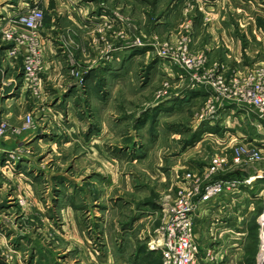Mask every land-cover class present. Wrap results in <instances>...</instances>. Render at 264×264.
I'll use <instances>...</instances> for the list:
<instances>
[{
	"label": "rangeland",
	"instance_id": "obj_1",
	"mask_svg": "<svg viewBox=\"0 0 264 264\" xmlns=\"http://www.w3.org/2000/svg\"><path fill=\"white\" fill-rule=\"evenodd\" d=\"M162 1L167 0H133L129 15L112 8L110 17L97 22L96 27L86 28L84 38L75 23H61L63 27L57 29L55 39L64 56L56 52L53 60L64 65V72L52 77L42 73L44 93L39 99L23 88L19 95L23 98L18 103H0V118L8 123L0 136V264H105L94 261L103 255L101 239L105 241L110 234L106 227L103 233L100 218L108 208L107 220L116 214L112 208L116 200L122 211L129 208L128 203L137 209L144 202L157 200L162 222V210L172 205L181 176L192 172L204 177V169L196 172L191 168L197 162L208 164L214 157L226 160V165L206 177L202 185L219 175L247 177L264 170V150L258 160L241 158L240 163H233L237 144L264 142V135L258 132L262 128L256 127L254 120H261V126L264 115L242 106V118L232 116V129H238L244 138L229 148L206 134L201 136L209 122L221 117L222 101L209 100L208 94L174 111H162L163 102L181 98L195 88L190 76L197 71L176 67L158 55L164 49L174 54L180 43L190 38V49L207 57L204 67L215 69L218 65L226 74H243L264 65L263 45L255 41L251 44L247 38L253 35V28H264V18L255 6H248L249 0L245 2L249 8L246 10H237L236 6L227 10L219 4L210 12L201 11L203 31L218 21V30L213 27V31L220 33L229 22L232 35L241 38V57L211 59L204 46H191L193 26L188 9L174 31L172 21L157 23L158 17L165 14L160 8ZM100 4L107 8L105 3ZM47 16L44 11L43 28ZM121 23H125L126 31L119 26ZM1 35L0 31V83L8 81L9 87L21 81L22 58L17 56L11 63L4 58L6 43ZM120 43L132 47L134 53L127 60L126 72L117 75L116 83L108 84L110 75L102 70L121 62V57L115 55L121 49ZM249 45L257 50L256 54H247ZM105 99L108 103L103 104ZM26 115L32 116L34 125L20 133L13 132ZM194 141L200 146L189 152L186 145L195 147ZM108 162L112 166H105ZM257 187L256 193H264V186ZM232 195L212 200L210 213L203 225L197 226L196 233H206L205 241H217L220 237L216 228L226 218L237 217L232 213L240 212L246 223L243 245L240 250L214 251L213 263L200 252V264H264V196L248 204L245 199L231 203L227 197ZM227 201L230 204L226 205ZM222 203L228 208H221ZM73 219L82 226L79 236L71 228ZM159 261L155 256L154 264Z\"/></svg>",
	"mask_w": 264,
	"mask_h": 264
},
{
	"label": "crops",
	"instance_id": "obj_2",
	"mask_svg": "<svg viewBox=\"0 0 264 264\" xmlns=\"http://www.w3.org/2000/svg\"><path fill=\"white\" fill-rule=\"evenodd\" d=\"M99 1L105 3L107 8H105L104 6L102 7L98 0H0V27H4L5 25L10 24L14 15L22 11L27 5H32L33 3L39 5L43 9V11L47 12L48 15L46 19L47 24L44 26V28L42 27L43 29H41L40 33L41 51L45 62L44 73L46 72V74L51 75V77L52 75H60L64 72V65L62 66L60 62L56 63L53 59L58 55H56V52H60L59 54L64 56V54L61 53L62 51H59L60 48L57 47L58 41H56L55 39L57 29L63 27L61 23L68 22L69 25L75 23L77 26H79L80 31L83 32L84 38L85 35H87L86 28H88V26L92 28L96 27L98 23L103 22L106 17H110L112 15V8H120V10L128 15L133 11V0ZM245 2L246 0H172L171 2L170 0H167L166 2L162 1L160 8L161 10H165V14L158 17L157 23L163 25L168 21L169 23L172 21L173 24L171 27V31H174L177 23L181 22L186 16V10L188 9L191 13L190 23H192L193 26V38L191 44L192 48L198 49L199 47L204 46L208 57L211 59L215 58L216 56H219V58L222 60L231 58L230 56H232V58L238 59L242 55V43L241 38L232 35L233 27H231V29L228 28L229 25L231 26V24H229V22L225 23L227 28L221 30L222 32L220 33H216L213 31V27L218 30L219 23L217 21L216 23H213L210 28L207 27L206 30L203 31L202 28L204 19L201 16V11H204L206 13L210 12L213 9L217 8L219 4H221V7L223 8L226 7L227 10L233 9L232 7L234 6H236L237 10L249 9L246 6L247 4ZM247 3L249 7L255 6V9L258 10V14H260L264 18V0H249L247 1ZM162 19H164L165 21H162ZM119 26L122 28L124 27V31H126L125 23H121L119 24ZM204 32L205 35H203ZM203 37H205V40L203 39ZM247 38L251 42V44L253 43V41L260 42L264 47V28H257L256 30L255 28H253V35L247 36ZM120 46L121 49L119 50V53L114 54L116 56L118 54V56L121 57V62L119 64H117V62L110 64L104 67L102 70L104 73L110 75L108 84L116 83L115 79L117 75H121L126 72L127 60L134 53L132 47H123L122 43H120ZM249 50L250 52L247 53L249 54V56L256 54L254 52H256L257 50L253 47V45H249ZM22 51L24 53L25 49H22ZM155 68L157 69V66ZM158 68L160 70V67ZM9 69L11 68L9 67ZM111 77H114L113 81L110 80ZM19 78H21L20 83H12L11 85H9V87L6 86L8 82L6 81L4 85L5 96L1 102L2 104H8L9 102H12V100L18 103L23 98V96H19L23 92L22 72H20ZM208 94L209 89L206 86L195 87L193 90H187V94H183V97L181 98L180 96L173 97L170 100L163 102V104L161 105L163 109L162 111L169 112L171 111V109L174 111L182 104L193 101L195 99H203ZM109 96L107 97L110 99L111 97ZM15 97L16 100L13 99ZM106 100L107 99H105L102 103H108V101ZM222 112L223 113L221 117H219V119H216L215 121L212 120V123H207V128L201 132V136L210 134V138L215 139V142L229 148L230 145L244 138V136L238 131V129H232V118L235 117L233 115L236 114L237 118H242L243 114L240 115L241 109L234 104L224 105ZM138 118H140L139 115L137 116L136 121H138ZM254 120L256 124L255 126H259L262 128L261 132L260 130H258L259 135H264V124L260 126L259 124L261 120H256V118ZM81 126L84 127L83 124H81ZM194 142L195 147L191 148V146H188L189 144L186 145L187 148L190 147L191 149L189 150V152L198 149V147L200 146V142ZM215 142L213 141V143ZM183 151L187 152V150ZM206 165L207 162L205 163L201 161L194 164L191 168H193V171L199 172V170L204 169ZM105 166L110 167L112 165L110 162H108V165ZM236 180L242 182V185L240 187L242 191L241 193L240 191L234 193L232 197H227V200L230 199L231 203L245 199V201H247L246 203L249 204V201L252 200V202H254L255 199L260 198V196H264V193L258 194L255 191V188L257 186H264V170H258L249 175L247 174V177L243 175L240 177V179ZM95 200H97V198L94 199L93 205H96ZM212 203H214V201L212 200L209 202H198L197 208L195 210L194 236L197 244L200 247V252L204 253L207 248H212L215 252L216 250L222 251V253L227 250H240L243 245V236L245 233L246 224L243 219V215H241L240 212L232 213L237 217H232V219L229 220L226 218V221L221 222L220 227L216 228L217 235L220 237L219 239H217V241H205V239L207 238L206 233L202 232L204 233V235L201 236L200 234L196 233V229H198L197 226L203 225L204 220L210 213ZM158 204L160 205L157 200H154L152 202H144L143 205H140V207H138L137 209H133V207H131L133 204L130 206V204L128 203L127 206L129 208H127L126 211H122L123 208L119 207L120 205H118V201L116 200L113 204L115 206L112 205L116 216L114 215L110 217L109 215V220H107V218L105 217L106 213H108L107 211L110 210L107 206L108 210L104 211V217L101 216L100 219L102 221V224L104 223L102 226L104 227L103 233H105L104 230L106 227L110 234L108 238L105 239V241H103L104 238L101 239V243L104 247V251L102 253L103 255L100 256L98 260L95 259L94 261L105 264H154L155 256H158L160 259L159 264H161V236L157 231L161 223L159 221L161 210L159 211ZM228 204H230V201H227L226 205ZM221 208H228V206L225 207V204L222 203ZM88 213H91V210H89ZM73 221L74 222L72 224V227H70L73 228L79 236L78 231L82 226L75 219H73ZM212 232L213 231L211 230L210 234H212ZM76 243L78 244V242Z\"/></svg>",
	"mask_w": 264,
	"mask_h": 264
},
{
	"label": "built area",
	"instance_id": "obj_3",
	"mask_svg": "<svg viewBox=\"0 0 264 264\" xmlns=\"http://www.w3.org/2000/svg\"><path fill=\"white\" fill-rule=\"evenodd\" d=\"M43 21V9L33 3L16 13L10 24L0 28L2 41L6 43L3 49L4 58L11 63L13 58L22 57V87L36 99L42 97L45 82L42 76L45 62L41 51L40 34ZM190 43V38L184 39L174 54L164 49L158 55L163 59H169L176 67L197 71L190 76L191 85L206 86L210 95L208 99L222 101L220 102L222 109L226 104H234L239 108L246 106L253 109L259 116L264 115V65L250 68L243 74H226L223 66L215 65V69L211 66L204 67L208 63L206 55L191 50ZM22 49H25L24 53ZM4 84L0 83V103L5 96ZM213 118L214 116L211 117ZM33 125L32 116L26 115L21 125L13 128V132L20 133ZM7 127L8 123L0 118V136L5 133ZM263 150L264 143L237 144L233 163H240L241 158L258 160ZM225 165L224 157H214L205 166L202 173L204 177L201 178V175L192 172H186L181 176L175 199L171 206L163 208V219L157 229L161 236V264H200V247L194 236L197 203L209 202L220 195L237 193L242 184L236 179H213L202 185L206 177L221 170ZM261 220L264 223V209ZM204 257L213 263L214 250L207 248Z\"/></svg>",
	"mask_w": 264,
	"mask_h": 264
},
{
	"label": "trees",
	"instance_id": "obj_4",
	"mask_svg": "<svg viewBox=\"0 0 264 264\" xmlns=\"http://www.w3.org/2000/svg\"><path fill=\"white\" fill-rule=\"evenodd\" d=\"M241 176H237L236 174H232V173H229V174H224V175H219L217 176V178L215 179H223V180H227V179H240Z\"/></svg>",
	"mask_w": 264,
	"mask_h": 264
},
{
	"label": "bare ground",
	"instance_id": "obj_5",
	"mask_svg": "<svg viewBox=\"0 0 264 264\" xmlns=\"http://www.w3.org/2000/svg\"><path fill=\"white\" fill-rule=\"evenodd\" d=\"M261 243L262 246L264 247V230L261 232Z\"/></svg>",
	"mask_w": 264,
	"mask_h": 264
}]
</instances>
